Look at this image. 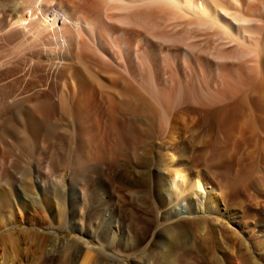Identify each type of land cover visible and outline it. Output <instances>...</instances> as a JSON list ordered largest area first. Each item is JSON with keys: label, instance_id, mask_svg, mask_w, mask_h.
I'll return each mask as SVG.
<instances>
[{"label": "bare ground", "instance_id": "1", "mask_svg": "<svg viewBox=\"0 0 264 264\" xmlns=\"http://www.w3.org/2000/svg\"><path fill=\"white\" fill-rule=\"evenodd\" d=\"M0 46V132L24 144L32 136L78 137L65 163L83 181L100 162L84 153L85 138L98 132L117 139L112 164L138 138L163 139L166 149L182 153L264 146V0H0ZM164 158L165 175L155 173V186L169 196L160 199L158 214L165 227L155 233L154 251L132 256V264L232 261L216 253L212 229L192 234L172 219L186 212L180 198L190 207L192 200L198 208L212 206L213 186L192 176L174 153ZM145 177L151 180L134 170L117 182L138 199ZM76 191L78 199L85 193ZM96 193L89 202L99 205L103 222L106 209ZM107 218L102 246L109 249L115 239L131 244L134 235L114 230ZM90 257L74 248L65 264H89ZM234 258L252 264L249 255Z\"/></svg>", "mask_w": 264, "mask_h": 264}, {"label": "rangeland", "instance_id": "2", "mask_svg": "<svg viewBox=\"0 0 264 264\" xmlns=\"http://www.w3.org/2000/svg\"><path fill=\"white\" fill-rule=\"evenodd\" d=\"M17 27L20 26L14 29ZM2 50L0 46V55ZM180 125L186 128L185 122L181 121ZM3 127L0 122V129ZM1 132L0 264H65L74 248L90 254L89 264H95L97 259L107 264H113V260L123 263L126 258L132 264V256L154 251L155 233L165 227L159 225L158 216L164 209L160 199L169 198L167 193L157 192L155 173L160 171L165 175L164 157L169 153L180 158L178 161L192 176L198 175L211 183L210 195L214 200L212 206L198 208L197 201H187L190 207L180 198L177 203L186 212L172 219L181 221L192 234L202 226L212 229L220 244L216 253L232 259L223 264H235V253L239 259L249 255L252 264H264V241H261L264 239V146L262 150L250 144L237 152L189 150L182 153L166 149L169 144L163 139H148L152 147L144 141L147 139L138 138L132 144L129 142L127 149L122 148L127 156L112 164L109 160L115 152L111 145L117 139L98 132L92 139L85 138L84 153L100 162L96 172L88 171L90 176L83 181L65 163L78 149V137L55 136L47 140L32 136L27 138L29 141L25 139L28 145L17 143L22 141L21 136L16 140ZM184 139L179 137L178 142ZM134 170L151 175V180L145 177L146 193L138 199L131 197L128 189L117 182L120 174ZM76 188L84 191L85 197L80 194L78 199ZM95 190L104 208L101 211L106 209L103 222L98 214L99 205L95 207L89 202ZM107 217L114 230L122 228L134 235L131 244L124 247L115 239L109 249L102 246L99 234ZM237 237L244 243L241 247ZM243 251L246 253L239 254Z\"/></svg>", "mask_w": 264, "mask_h": 264}]
</instances>
